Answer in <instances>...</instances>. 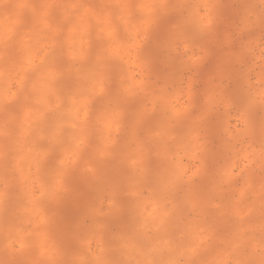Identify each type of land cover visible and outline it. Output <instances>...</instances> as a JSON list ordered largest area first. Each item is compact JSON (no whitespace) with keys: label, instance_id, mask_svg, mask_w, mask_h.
Listing matches in <instances>:
<instances>
[{"label":"clouds","instance_id":"9594fccd","mask_svg":"<svg viewBox=\"0 0 264 264\" xmlns=\"http://www.w3.org/2000/svg\"><path fill=\"white\" fill-rule=\"evenodd\" d=\"M0 264H264V0H0Z\"/></svg>","mask_w":264,"mask_h":264}]
</instances>
